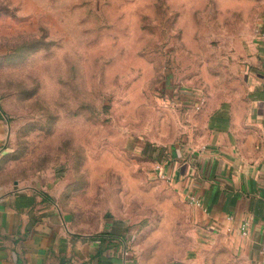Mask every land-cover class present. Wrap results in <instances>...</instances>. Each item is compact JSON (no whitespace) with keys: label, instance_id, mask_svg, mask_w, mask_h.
<instances>
[{"label":"rangeland","instance_id":"rangeland-1","mask_svg":"<svg viewBox=\"0 0 264 264\" xmlns=\"http://www.w3.org/2000/svg\"><path fill=\"white\" fill-rule=\"evenodd\" d=\"M263 20L264 0H0V181L50 184L88 231L131 228L134 264H225L156 162L196 104L245 99Z\"/></svg>","mask_w":264,"mask_h":264},{"label":"crops","instance_id":"crops-1","mask_svg":"<svg viewBox=\"0 0 264 264\" xmlns=\"http://www.w3.org/2000/svg\"><path fill=\"white\" fill-rule=\"evenodd\" d=\"M264 20L241 54L247 95L239 105L204 106L185 143L156 164L199 213L205 234L220 236L225 264H260L264 240ZM206 107V108H205ZM5 127L0 123V150ZM45 184V185H44ZM48 183L0 181V264H134L133 230L74 223ZM189 201V200H188ZM248 221L247 233L240 226ZM223 263V262H222Z\"/></svg>","mask_w":264,"mask_h":264},{"label":"built area","instance_id":"built-area-1","mask_svg":"<svg viewBox=\"0 0 264 264\" xmlns=\"http://www.w3.org/2000/svg\"><path fill=\"white\" fill-rule=\"evenodd\" d=\"M261 40L264 41V35L261 36ZM203 103H204V101L202 100L199 104H196L194 106V108L196 110H200L202 108ZM156 169H157V173L164 175V173H162L160 171V166L158 164L156 166ZM187 197H188V200H189L190 203L197 202V199L195 198V196L189 195ZM247 227H248V221H243L241 226H240V231H241L242 234H246L247 233ZM260 253H261V256H262L260 264H264V240L262 241V243L260 245Z\"/></svg>","mask_w":264,"mask_h":264}]
</instances>
